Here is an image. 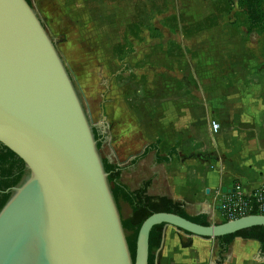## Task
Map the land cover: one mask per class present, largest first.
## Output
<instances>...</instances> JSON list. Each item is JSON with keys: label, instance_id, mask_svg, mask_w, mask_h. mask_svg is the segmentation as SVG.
<instances>
[{"label": "water", "instance_id": "95a60500", "mask_svg": "<svg viewBox=\"0 0 264 264\" xmlns=\"http://www.w3.org/2000/svg\"><path fill=\"white\" fill-rule=\"evenodd\" d=\"M94 128L35 9L0 0V143L29 173L0 212V264H149L158 225L206 240L264 227L261 215L204 226L157 213L133 261Z\"/></svg>", "mask_w": 264, "mask_h": 264}, {"label": "crops", "instance_id": "0c3cea01", "mask_svg": "<svg viewBox=\"0 0 264 264\" xmlns=\"http://www.w3.org/2000/svg\"><path fill=\"white\" fill-rule=\"evenodd\" d=\"M124 1L130 6L154 2ZM31 6L48 31V24L64 18L76 24L97 22L101 2L31 0ZM188 6L209 8L210 4L189 0ZM203 12L205 22L211 10L207 15ZM247 27L234 37L233 45L220 52L226 66L233 62V73L226 74L223 65L219 71L225 77L218 85L213 81L217 89L213 93L206 90L212 81L205 79L197 96L180 92L162 96L156 114L163 113V119L149 118V103L133 102L136 95L125 82H109L102 113L92 124L101 134L106 125L104 140L111 152L110 163L121 168L120 181L130 192L146 190L148 196L167 197L183 203L191 217L206 216L211 224H218L223 220L221 203L234 194L238 183L247 194L264 187V33L249 34ZM171 153V161L165 163ZM125 208L126 218H130L131 208ZM218 250L217 240L167 226L154 264H264L257 241L236 238L223 261Z\"/></svg>", "mask_w": 264, "mask_h": 264}, {"label": "rangeland", "instance_id": "374dc122", "mask_svg": "<svg viewBox=\"0 0 264 264\" xmlns=\"http://www.w3.org/2000/svg\"><path fill=\"white\" fill-rule=\"evenodd\" d=\"M240 1L206 0L210 6L205 8L188 6L189 0L179 3L154 0L149 6L140 3L130 6L124 0H100L97 22L76 24L64 18L48 24V33L56 43L91 124L102 113L112 80L126 83L136 95L133 102L149 103V118L163 119V113L156 114L162 96L175 92L197 96L204 89L200 84L205 79L212 81L208 80L206 90L213 93L217 90L213 81L218 85L221 77H225L220 68L224 65L226 74L233 73V62L226 66L220 52L235 43L234 37L243 33L248 24ZM208 9L211 17H206L204 22L202 14L206 11L207 15ZM232 19L236 20L232 22ZM204 63L208 66L204 67ZM170 84L173 85L169 87ZM213 125L215 129L219 127L216 121ZM99 152L103 160L113 161L105 140ZM175 164L172 169L176 168ZM125 205L128 204L118 205L122 222L129 219ZM125 234L128 239L133 236L126 230Z\"/></svg>", "mask_w": 264, "mask_h": 264}, {"label": "trees", "instance_id": "16d2710c", "mask_svg": "<svg viewBox=\"0 0 264 264\" xmlns=\"http://www.w3.org/2000/svg\"><path fill=\"white\" fill-rule=\"evenodd\" d=\"M31 5V0H27ZM241 8L247 18V32L264 33V0H241ZM98 148L102 147L105 137L97 129H93ZM174 150L172 153H175ZM172 153L165 158V163L170 162ZM105 170L108 174V180L117 205L120 202L127 203L132 211V215L126 221H123L124 230L132 232L133 236L127 238L133 261L136 258V246L139 231L143 223L152 215L157 213H172L188 219L194 223L209 226L211 223L206 216L191 217L185 210V205L175 202L167 197H151L146 194V190L130 192L120 181L121 168L103 160ZM29 177L26 165L14 152L0 143V212L5 207L14 193V189L21 186ZM228 221H223L225 223ZM165 225L155 226L150 234V257L149 264H154L156 252L161 248ZM182 231V230H180ZM188 235H191L185 232ZM192 236V235H191ZM236 238L244 240L257 241L261 245V251L264 255V227H253L243 230L234 235L225 236L218 241V255L220 260H224V255L228 252L230 246Z\"/></svg>", "mask_w": 264, "mask_h": 264}, {"label": "built area", "instance_id": "2783aa9c", "mask_svg": "<svg viewBox=\"0 0 264 264\" xmlns=\"http://www.w3.org/2000/svg\"><path fill=\"white\" fill-rule=\"evenodd\" d=\"M223 221L261 215L264 216V187L247 194L241 183H238L234 194L227 196L220 206Z\"/></svg>", "mask_w": 264, "mask_h": 264}]
</instances>
